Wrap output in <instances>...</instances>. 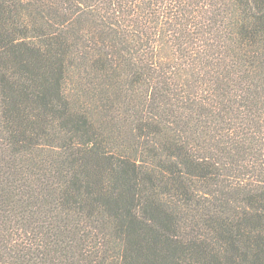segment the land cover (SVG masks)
I'll use <instances>...</instances> for the list:
<instances>
[{
  "label": "trees",
  "instance_id": "16d2710c",
  "mask_svg": "<svg viewBox=\"0 0 264 264\" xmlns=\"http://www.w3.org/2000/svg\"><path fill=\"white\" fill-rule=\"evenodd\" d=\"M0 264H264V0H0Z\"/></svg>",
  "mask_w": 264,
  "mask_h": 264
}]
</instances>
